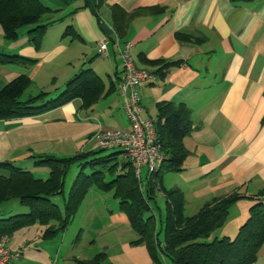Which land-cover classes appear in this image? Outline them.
I'll return each instance as SVG.
<instances>
[{"label":"crops","instance_id":"1","mask_svg":"<svg viewBox=\"0 0 264 264\" xmlns=\"http://www.w3.org/2000/svg\"><path fill=\"white\" fill-rule=\"evenodd\" d=\"M40 1L51 9L40 19L41 31L23 26L9 40L0 26V53L21 57L0 62V89L19 74L36 83L44 68L62 57L59 89L88 68L100 80L101 91L86 106L74 99L38 114L0 118V163L45 179L49 169L37 164L40 157L96 151L97 132L128 128L117 83L121 50L130 42L135 65L155 75L136 87L141 117L156 120L162 103H171L169 112L181 107L188 114L190 130L182 139L187 155L180 172L164 174V187L181 190L186 215L214 199L239 195L213 234L234 237L254 203L247 197L264 191V0ZM119 19L127 21L123 33L115 27ZM101 41L106 55L99 51ZM50 76L56 83V76ZM117 158L119 172L123 157ZM0 176L9 171L0 168ZM96 192L104 193L89 188L65 229L45 235V225L33 224L10 235L9 248L21 253L12 264H70L100 252L112 264H158L147 245L137 242L115 197L116 207L105 210L96 207L102 203L85 200ZM17 202L18 213H26L27 207ZM10 215L0 207V218ZM159 259L168 264L162 254ZM254 264H264V244Z\"/></svg>","mask_w":264,"mask_h":264},{"label":"trees","instance_id":"2","mask_svg":"<svg viewBox=\"0 0 264 264\" xmlns=\"http://www.w3.org/2000/svg\"><path fill=\"white\" fill-rule=\"evenodd\" d=\"M51 11L40 0H0V26L4 37L16 39L23 26H33L32 32L41 31L43 14ZM127 25L124 19L115 21L119 33ZM21 57L0 53V62H14ZM158 62V61H157ZM155 63V62H154ZM159 63V62H158ZM165 66L160 69L163 75ZM30 85V78L19 74L0 89V118L34 115L62 106L74 99H81L89 105L98 98L101 83L88 68H82L56 97L39 104L47 98L44 91L36 96L22 99L24 90ZM171 103L158 106L155 124L156 137L160 143L163 160L153 172L145 169L139 178L131 160L124 158L121 151L98 154L105 149L77 152L72 156L58 158L43 156L37 164L46 165L49 175L45 179L35 178L30 171L22 170L9 163H0V168L9 171V176H0V203L9 198L17 199L28 209L0 218V234L12 235L16 230L33 224L45 225V235L63 230L71 222L75 211L89 188L113 191L119 208L139 236L137 242L147 245L154 261L160 263L162 254L168 264H254L264 244V191L248 196L254 200L247 220L238 228L234 237H215V230L222 226L229 208L239 195L231 194L204 204L196 213H184V197L177 187L166 188L162 183L164 174L180 172L187 155L182 139L190 130L188 114L179 107L170 111ZM121 155V171L117 156ZM80 167L67 196L60 207L53 197L63 195L65 176L72 165ZM105 173L110 180H106ZM164 197V216L160 226L154 214L152 203L157 194ZM158 225V227L156 226ZM161 233L162 238H159ZM70 264H112L104 252L91 260L74 259Z\"/></svg>","mask_w":264,"mask_h":264},{"label":"built area","instance_id":"3","mask_svg":"<svg viewBox=\"0 0 264 264\" xmlns=\"http://www.w3.org/2000/svg\"><path fill=\"white\" fill-rule=\"evenodd\" d=\"M131 44L126 42L121 50V73L117 83L123 102L122 108L129 121L128 128L102 129L95 138L99 149H118L122 156L131 160L136 176L139 178L142 168L147 172L156 171L163 160L160 143L156 137L154 118H142V106L136 87L155 75L146 69L138 68L132 58ZM99 51L106 55V45L99 43ZM9 236L0 234V264H12L21 257L19 251L8 246Z\"/></svg>","mask_w":264,"mask_h":264},{"label":"rangeland","instance_id":"4","mask_svg":"<svg viewBox=\"0 0 264 264\" xmlns=\"http://www.w3.org/2000/svg\"><path fill=\"white\" fill-rule=\"evenodd\" d=\"M72 53L74 54L73 56L77 57L80 53V50H78V51H77V49L73 50ZM62 60L63 59L61 57L53 65H50V66L48 65V67H45L44 70L42 71V73L40 74L39 78L36 79L37 82L36 83H30V85L24 90V93L22 95V99H26V98H29L31 96H36L40 91H46L47 89L51 90V92L48 93L50 95L47 94L46 95L47 98L43 99V101H41V102L39 101V104H41L42 102L48 101L50 98L56 97L63 90V89H59V86L61 85V78L64 76V73H63L64 69L61 66ZM51 74L56 76V81H57L56 83H53V81H51L52 80L51 76H50ZM47 79H48V81H47ZM39 83H40V85H39ZM38 86H40V87L42 86V88H44V89H42V88L40 89V88H38ZM98 149L99 148L97 147V150ZM110 151H118V149H105L103 151L98 152V154H101V155L102 154H108ZM79 169H80V167H78V165H76V164H74L70 167V169L68 170V172L66 173V176H65L63 195L59 194V195H56L55 197H53V202L57 203L60 207H62L63 200L67 196L68 190H69L74 178L76 177L77 173L79 172ZM144 170L145 169L142 168V172H143L142 177L144 174ZM173 177H175V179H177V181L179 180V176L175 175ZM109 179H111V176L109 174H107L106 180H109ZM86 199L90 200V202L102 203L103 206H96V207L101 208L102 210H105V207H109L111 209L113 207H116V205H117V201L114 199V193L112 190L111 191H105L102 194L101 193L99 194L96 192L95 195L86 196L85 200ZM17 205L19 206L20 204H18L17 199L13 198L8 202H3L0 207L1 208L3 207V211L6 212V214H15V212H17V213L19 212ZM151 206L156 211L155 213L157 216V223L158 224L160 223L159 218H158L159 217V210H160L161 224H162V220H163V216H164V207H165L163 196L157 195L155 203H152ZM9 212H11V213H9ZM20 212H22V211H20ZM105 215H106V213H105ZM99 217H100V215H99ZM159 226H160V224H159ZM159 238L160 239L162 238L161 233L159 234Z\"/></svg>","mask_w":264,"mask_h":264}]
</instances>
